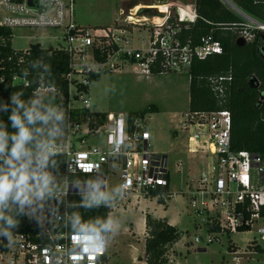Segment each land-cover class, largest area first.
Segmentation results:
<instances>
[{
    "label": "built area",
    "instance_id": "2783aa9c",
    "mask_svg": "<svg viewBox=\"0 0 264 264\" xmlns=\"http://www.w3.org/2000/svg\"><path fill=\"white\" fill-rule=\"evenodd\" d=\"M74 6L75 0H31V4L28 0H0V28L61 30L64 45L56 49L70 57L66 97L54 87L42 84L33 92V105L42 96L50 95L55 105L53 118L61 115L65 119L64 127L48 130L50 142L44 149V156H64L63 171L38 174L47 177L46 187L43 180L39 186L35 178L28 181L26 216L36 223L38 230L25 235L0 236V264H103L109 235L85 232L83 224L67 211L69 195L84 196L83 205H105L109 213L117 211L120 201L124 204L131 198L162 199L165 203L169 197L159 191L169 187L167 156L149 151L150 134L145 128V116L130 121L127 114L108 112L103 119H97V126H91L96 123L89 116L93 113L89 109L92 75L100 76L106 70L114 72L125 62L144 77L154 75V71L159 75L188 72L193 59L203 60L222 53L221 43L211 34L200 37L196 45L189 39H181L182 25L194 23L197 18L194 3L165 4L161 5L163 10L151 6V10H157L158 18L134 21L127 16L123 19L126 25L101 28L79 26ZM227 6L241 19L230 25L235 28L236 39L252 43L255 33L264 34V21L247 15L235 5ZM128 24L148 26L145 48H121L123 42L130 44L127 35L132 31ZM209 81L215 95L223 98L231 76L220 75ZM182 128L188 130L187 153L208 155L206 170L197 179L196 192L190 194L194 217L204 216L203 224L207 227L205 238L196 236L194 242L203 241L206 246L219 241L224 232L237 234L241 227L251 230L256 222H264L261 215L264 156L231 149L230 112L227 109L188 111ZM98 135H102V140L91 145L89 137ZM111 167L117 171L115 196L109 195L106 178ZM81 175L90 180L70 181V177ZM41 187L42 194H38ZM210 226L217 229L209 232ZM255 234L248 245L250 251L228 250L234 264L254 252L262 254L264 259V226L258 227Z\"/></svg>",
    "mask_w": 264,
    "mask_h": 264
},
{
    "label": "trees",
    "instance_id": "16d2710c",
    "mask_svg": "<svg viewBox=\"0 0 264 264\" xmlns=\"http://www.w3.org/2000/svg\"><path fill=\"white\" fill-rule=\"evenodd\" d=\"M247 15L264 21V0H229ZM197 18L194 23L182 25L181 39L190 40L193 45L198 44L200 37L211 34L222 45L220 55H211L203 60L193 59L188 70L189 102L188 111H212L227 109L231 114V149L246 150L264 156V100L259 103L264 91V34L255 33L252 43L243 47L235 44L236 31L230 26L241 21L221 0H193ZM12 33L8 29L0 28V134L5 144L0 152V176L7 175L10 165L6 163L12 157V148L16 144L15 137L20 134V126L15 124L14 116H18L22 126L29 130L31 139L25 141L24 148L29 155L21 156L19 160L13 158L17 168L28 163L27 171L38 174H60L64 167V156L46 154L43 161H36L34 157L40 150L39 135L41 132L64 127L63 116H54L42 106L38 111L33 105V92L42 84L44 87H54L62 96L67 95L66 75L69 71V55L63 50L41 48L38 44L31 45L27 50L11 48ZM99 59V57L97 56ZM153 74H157L154 71ZM220 75L231 76L228 91L223 98L217 97L212 90L209 78ZM257 78L260 83L258 89L249 87V80ZM19 78L15 81L14 78ZM22 79L27 82L21 81ZM99 75L91 76V83L97 82ZM58 105V102H56ZM33 113L37 118L29 121L27 113ZM157 112L154 105H148L140 111L128 112L131 121L135 117ZM97 119L105 114L93 112L89 114ZM39 117H47L41 119ZM9 179H12L9 176ZM88 181V176H73L70 181ZM159 191L169 195V187ZM17 189H13L8 197L0 201V236L9 234H27L38 230L35 222L26 216L24 196L16 198ZM84 196L69 195L67 211L83 224V230L88 233H108L109 209L105 205H83ZM158 204H164L162 199ZM264 216V210L261 211ZM247 218L249 215L246 216ZM217 227H209L214 231ZM145 255L146 264H168L166 247L177 242L185 232L169 225L165 219H156L145 215ZM250 231L249 227L239 228V233ZM228 249L231 250L230 245ZM259 250L258 248H256ZM106 257L103 264H106Z\"/></svg>",
    "mask_w": 264,
    "mask_h": 264
},
{
    "label": "rangeland",
    "instance_id": "374dc122",
    "mask_svg": "<svg viewBox=\"0 0 264 264\" xmlns=\"http://www.w3.org/2000/svg\"><path fill=\"white\" fill-rule=\"evenodd\" d=\"M221 1L225 4V1ZM177 2L193 3V0H75V21L84 28L126 25L123 19L127 16L134 21L136 18L139 20L158 18L157 10H151V6ZM136 4H142L139 9L146 10L145 12L137 10L134 17L131 16V11ZM129 26L132 33L127 35V42L130 44L123 42L121 48H145L149 34L146 29L148 26ZM11 33L10 44L14 50L25 51L33 44L45 49L64 45L61 30L14 28ZM47 96L37 100L38 111L42 106H46L42 105L44 99L50 101L49 106L45 108L49 111L55 110L54 99L50 95ZM89 98V109L92 112L127 114L140 111L148 105L156 106L157 112L144 115L145 128L150 134L149 151L167 156L169 172L170 194L165 201L166 209L164 204H158L153 198L144 199L139 203L133 200L128 204H122L120 201L117 211L109 213L111 235L108 237L106 264H134L138 256L144 254L141 231L145 212L156 218H165L168 223L185 232L177 242L166 247V258L167 261L170 259L169 263L234 264L232 254L227 249L228 245L234 250L238 249L240 253L251 250L248 245L254 239L256 229L264 226L263 221L256 222L248 232L231 235L224 232L219 241L206 246L203 241L194 242L196 236L205 238L207 227L203 224L204 216L194 217L189 204L190 194L196 192L197 179L200 173L206 170L208 155L201 152L191 155L186 151L188 130L182 128V122L188 112L189 102L187 71L144 77L137 73L133 65L125 62L120 69L114 72L106 70L97 82H92L89 86ZM100 136L102 135L89 137V143L96 144L102 140ZM49 142L50 132L46 130L43 135L41 134L39 155H36L35 160L44 159V149ZM106 178L110 188L109 195L115 196L117 186L115 167L108 170ZM132 229L136 234L134 237H131L129 232ZM201 249L206 251L201 252ZM239 264H264V259L262 254L254 252L250 257L242 258Z\"/></svg>",
    "mask_w": 264,
    "mask_h": 264
},
{
    "label": "clouds",
    "instance_id": "9594fccd",
    "mask_svg": "<svg viewBox=\"0 0 264 264\" xmlns=\"http://www.w3.org/2000/svg\"><path fill=\"white\" fill-rule=\"evenodd\" d=\"M27 115L29 121L37 118V116H34L31 112L27 113ZM39 118L45 120L47 119V117ZM13 119L15 124L20 126V134L18 137H15L17 142L12 148V157L6 160V163L11 166L10 170L7 175L0 176V201L5 200L14 188L17 189V199H19L21 196H24V199L27 200L28 197L25 195V193L26 191L30 190L28 181L32 178L37 180L38 186L40 185L41 180L44 182L43 187L47 186L46 176L40 177L27 171L28 163H30V161L28 163L21 164L19 168H17L13 163V158L15 160H19L21 156L29 155L28 151L24 148V143L25 141L31 139L29 130L22 126L20 118L18 116H14ZM2 136L3 134H0V152H3L5 148V144L2 142ZM9 176H11L12 179H9ZM43 187H41V193L38 194H42Z\"/></svg>",
    "mask_w": 264,
    "mask_h": 264
},
{
    "label": "crops",
    "instance_id": "0c3cea01",
    "mask_svg": "<svg viewBox=\"0 0 264 264\" xmlns=\"http://www.w3.org/2000/svg\"><path fill=\"white\" fill-rule=\"evenodd\" d=\"M137 6H139V8L142 6V4H136ZM135 5V6H136ZM134 6V7H135ZM164 9V8H163ZM162 9V10H163ZM40 46V45H39ZM45 98H47V97H45ZM188 101H189V99H188ZM49 103H50V101L48 100V99H44L43 101H42V105H46V106H49ZM45 106V107H46ZM47 130H49V129H47ZM46 131V130H45ZM45 131H43V132H45ZM43 132H41L40 133V135H39V139L41 138V134L43 135ZM39 154H37V156H38ZM44 155V154H43ZM36 157V156H35ZM35 157H34V159H35ZM44 158H45V156H44ZM44 159L42 158V159H40V161H43ZM36 161H39V160H36ZM135 201L136 203H139V202H142V200H144L143 198H131V199H129V201H126L124 204H128V203H130L131 201ZM166 204V203H165ZM167 208V205H165V209ZM146 214H149V215H151L150 213H148V212H145V214H144V218L142 219L143 220V224H142V227H143V231H141V237H142V239H143V249H144V254L142 255V256H138V258L136 259V261H134L135 263L134 264H146V255H145V246H144V244H145V239H146V236H147V234H146V230H145V215ZM152 216V215H151ZM109 217V216H108ZM153 217V216H152ZM153 218H156V217H153ZM156 219H165V218H156ZM166 220V219H165ZM167 221V220H166ZM108 223H109V220H108ZM168 223V222H167ZM169 225H171L170 223H168ZM133 226L134 225H132L131 227L133 228ZM173 226V225H172ZM178 229V228H177ZM179 230V229H178ZM109 232L111 233V229H110V223H109ZM109 232H108V235L110 236L111 234H109ZM129 232H131V237H134V236H136V234H135V232L133 231V229L130 231L129 230ZM183 232V231H182ZM139 239V237L137 236V240ZM108 248H109V240H108V247H107V255H106V259H108ZM170 248V247H169ZM204 251H206L205 249L202 251V249H201V252H204ZM170 260V259H169ZM169 260H168V264H172V263H169ZM141 261V262H140Z\"/></svg>",
    "mask_w": 264,
    "mask_h": 264
},
{
    "label": "water",
    "instance_id": "95a60500",
    "mask_svg": "<svg viewBox=\"0 0 264 264\" xmlns=\"http://www.w3.org/2000/svg\"><path fill=\"white\" fill-rule=\"evenodd\" d=\"M223 1H225L226 5H229V4L233 5L229 0H223ZM28 2H29V4H31V0H28ZM140 10H141V12H145L146 9L141 8ZM235 44L238 47H243L246 45L245 41L242 38L236 39ZM249 87L252 89H258L260 87L259 81L254 76L249 80ZM262 100H264V91H263V93H261L259 103L262 102ZM71 191H73V190H71ZM203 250L204 249H202V251Z\"/></svg>",
    "mask_w": 264,
    "mask_h": 264
},
{
    "label": "bare ground",
    "instance_id": "6f19581e",
    "mask_svg": "<svg viewBox=\"0 0 264 264\" xmlns=\"http://www.w3.org/2000/svg\"><path fill=\"white\" fill-rule=\"evenodd\" d=\"M160 9H162V7H159ZM139 9V6H136L132 11H131V16H135V12ZM158 9V7H157Z\"/></svg>",
    "mask_w": 264,
    "mask_h": 264
}]
</instances>
